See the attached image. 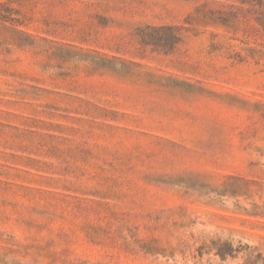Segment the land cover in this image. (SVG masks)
I'll return each mask as SVG.
<instances>
[{
	"label": "rangeland",
	"instance_id": "374dc122",
	"mask_svg": "<svg viewBox=\"0 0 264 264\" xmlns=\"http://www.w3.org/2000/svg\"><path fill=\"white\" fill-rule=\"evenodd\" d=\"M0 264H264V0H0Z\"/></svg>",
	"mask_w": 264,
	"mask_h": 264
}]
</instances>
